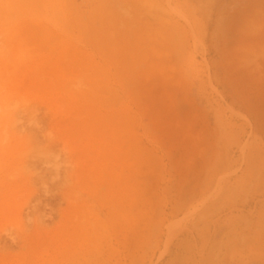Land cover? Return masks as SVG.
Listing matches in <instances>:
<instances>
[{"label":"rangeland","instance_id":"rangeland-1","mask_svg":"<svg viewBox=\"0 0 264 264\" xmlns=\"http://www.w3.org/2000/svg\"><path fill=\"white\" fill-rule=\"evenodd\" d=\"M0 264H264V0H0Z\"/></svg>","mask_w":264,"mask_h":264},{"label":"bare ground","instance_id":"bare-ground-1","mask_svg":"<svg viewBox=\"0 0 264 264\" xmlns=\"http://www.w3.org/2000/svg\"><path fill=\"white\" fill-rule=\"evenodd\" d=\"M75 209V208H74Z\"/></svg>","mask_w":264,"mask_h":264}]
</instances>
